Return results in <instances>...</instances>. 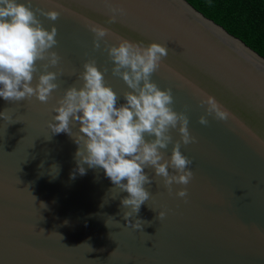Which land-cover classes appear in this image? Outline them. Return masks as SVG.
<instances>
[{"label": "water", "instance_id": "95a60500", "mask_svg": "<svg viewBox=\"0 0 264 264\" xmlns=\"http://www.w3.org/2000/svg\"><path fill=\"white\" fill-rule=\"evenodd\" d=\"M31 7L60 12L55 21L37 16L44 28L58 29L52 50L62 59L48 71L62 74L47 103L0 97V112L10 117L0 118V264H264V56L188 0H32ZM92 26L109 30L100 49ZM123 40L167 47L151 80L172 89V107L186 111L198 141L181 147L194 172L186 201L176 196L184 185L170 193L153 168L145 169L154 178L144 186L151 197L129 218L150 222L142 229L128 226L124 214L132 209L121 200L129 194L103 169L85 164L79 174V125L70 124L73 137L49 127L57 101L82 85L89 59L117 93V106L126 103L130 89L112 75L106 51ZM44 63L37 62L33 86ZM207 97L226 120L207 114ZM170 134L165 159L181 136L178 128Z\"/></svg>", "mask_w": 264, "mask_h": 264}, {"label": "clouds", "instance_id": "9594fccd", "mask_svg": "<svg viewBox=\"0 0 264 264\" xmlns=\"http://www.w3.org/2000/svg\"><path fill=\"white\" fill-rule=\"evenodd\" d=\"M31 4L32 0L26 3L0 0V97L6 101L36 97L47 103L59 87L56 81L62 74V71L48 69L58 67L62 58L52 50L59 43L56 39L58 29L55 26L50 31L44 28L37 12L52 21L59 18L60 12L42 8L33 10ZM90 30L95 34L94 47L100 49L109 30L99 26H92ZM106 51L113 63L112 75L122 78L130 89L123 93L126 103L117 106V93L106 84L104 72L98 68L96 60L89 59L78 76L82 85L73 84L57 101L58 106L53 107L57 114L49 127L53 134L67 133L73 137L70 124L76 122L79 125L78 135L73 137L78 145L75 157L79 174H86L85 164L88 168L103 169L113 187L129 194L121 200L122 207L132 209L124 214L128 226L142 229L150 222L137 219L132 223L129 218L133 212L138 214L151 197L144 186L151 185L154 178L145 169L153 168L155 175L163 178L170 193L174 184L184 185L176 196L186 201V186L194 178V172L190 168L192 160L182 153L181 147L198 141L189 130L186 111L173 109L172 89L161 90L151 80L160 62L168 55L165 45L155 42L142 45L123 40L118 46L107 47ZM38 61L45 62L42 65L44 71L33 86L35 74L40 71ZM201 105H207L208 115L214 114L218 120L227 119V112L222 111L213 98L202 99ZM0 118L10 119L6 110L0 112ZM199 122L202 125L209 123L206 116H201ZM177 128L180 140L175 141L170 159H165L161 150L173 142L170 131ZM146 135L154 139H146ZM72 178H75V172ZM165 216L164 211L158 213L161 220Z\"/></svg>", "mask_w": 264, "mask_h": 264}, {"label": "trees", "instance_id": "16d2710c", "mask_svg": "<svg viewBox=\"0 0 264 264\" xmlns=\"http://www.w3.org/2000/svg\"><path fill=\"white\" fill-rule=\"evenodd\" d=\"M264 56V0H188Z\"/></svg>", "mask_w": 264, "mask_h": 264}]
</instances>
